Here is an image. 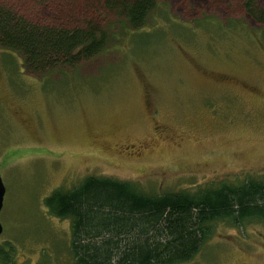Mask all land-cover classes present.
<instances>
[{"label":"rangeland","instance_id":"374dc122","mask_svg":"<svg viewBox=\"0 0 264 264\" xmlns=\"http://www.w3.org/2000/svg\"><path fill=\"white\" fill-rule=\"evenodd\" d=\"M122 2L0 0L40 26L94 23L106 35L96 57L39 72L0 48V248L10 245V264H74L71 219L45 200L87 177L156 195L264 180V22L242 0H154L134 31ZM213 230L186 264H264V224Z\"/></svg>","mask_w":264,"mask_h":264},{"label":"trees","instance_id":"16d2710c","mask_svg":"<svg viewBox=\"0 0 264 264\" xmlns=\"http://www.w3.org/2000/svg\"><path fill=\"white\" fill-rule=\"evenodd\" d=\"M124 1L122 14L134 31L142 29L154 0ZM242 2L264 22L255 0ZM85 26H40L0 5V48L17 52L33 72L74 64L105 49L106 35L94 23ZM45 206L52 216L71 219L69 254L74 264H186L209 241L217 222L264 224V180L156 195L129 182L87 177L72 190L54 192ZM11 252L10 245L0 248L3 264L11 263Z\"/></svg>","mask_w":264,"mask_h":264},{"label":"water","instance_id":"95a60500","mask_svg":"<svg viewBox=\"0 0 264 264\" xmlns=\"http://www.w3.org/2000/svg\"><path fill=\"white\" fill-rule=\"evenodd\" d=\"M5 194H6V187L1 179V176H0V214L2 212V209H3V205H4V198H5ZM3 226L0 222V235L3 233Z\"/></svg>","mask_w":264,"mask_h":264},{"label":"flooded vegetation","instance_id":"af4514ba","mask_svg":"<svg viewBox=\"0 0 264 264\" xmlns=\"http://www.w3.org/2000/svg\"><path fill=\"white\" fill-rule=\"evenodd\" d=\"M249 16L253 17L251 14L248 13ZM255 20H257L256 18H254Z\"/></svg>","mask_w":264,"mask_h":264}]
</instances>
